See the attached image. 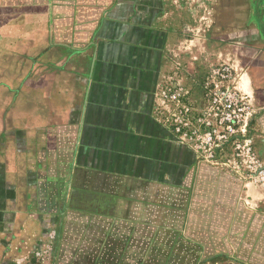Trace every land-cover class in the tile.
<instances>
[{
    "label": "crops",
    "instance_id": "obj_1",
    "mask_svg": "<svg viewBox=\"0 0 264 264\" xmlns=\"http://www.w3.org/2000/svg\"><path fill=\"white\" fill-rule=\"evenodd\" d=\"M100 3L85 0L81 19L78 6L72 5L71 15L59 16H70V21L60 26L75 27L79 20L76 25L85 26V46L99 41L106 13ZM57 32V25H48L43 34L27 36L28 50H4L0 57L2 263L15 264L27 256L43 236L37 218L56 207L61 239L54 264H207L218 250L234 258L228 238L224 244L219 241L223 225H217L218 219L228 220L227 237L229 232L250 235L253 220L259 228L264 223V182H244L198 160L191 150L182 149L175 168L152 162L149 155L171 151L170 134L151 114L125 109L137 106L133 79L101 85L98 96L105 101L112 88L121 95L117 105L124 113L108 115V120L105 113L98 114V122L110 126L93 131L88 123L95 115L86 111L89 87L82 78L86 69L75 65L66 44L77 41V34L73 29ZM237 85L254 98L246 75L238 74ZM113 94H108L110 100ZM257 124L264 138V114ZM260 149L263 154L264 142ZM123 151L132 157L124 159Z\"/></svg>",
    "mask_w": 264,
    "mask_h": 264
},
{
    "label": "rangeland",
    "instance_id": "obj_2",
    "mask_svg": "<svg viewBox=\"0 0 264 264\" xmlns=\"http://www.w3.org/2000/svg\"><path fill=\"white\" fill-rule=\"evenodd\" d=\"M98 2L104 4L106 10L102 20L105 25H100L103 34L99 41L85 46V26H77L79 20L75 27L60 26L69 22L70 16L59 18L62 13L71 15L72 5L78 6L77 17H85V11H79L85 0H0V57L4 50H28L30 42L27 36L43 34L48 25L54 28L57 25L58 35L71 33L73 29L77 41L66 44L72 47L75 65L86 69L82 75L83 83L86 81L90 89L85 91L89 95L86 111L95 115L88 123L91 129L97 132L98 126L102 130L110 126V122H98V114L105 113L108 120V115L124 113V107L121 106L123 110L119 111L117 105L121 95L113 94L112 88L107 90L105 101L103 95L98 96L101 85L116 83L119 86V83H130L133 79L138 83L139 92H132L137 106L125 109L132 114L149 113L160 129L168 130L170 139L167 147L171 151L166 149L163 154L149 156L159 167L164 164L174 168L182 149L193 151L191 141L176 132L181 104L200 105L205 96L204 82L222 63H229L250 81L257 111L254 136L260 149L264 138L258 134L257 117L264 114V0ZM85 50H88L86 55ZM146 69L147 73H144ZM108 94H113L111 100ZM119 154L124 159L132 157L130 152ZM109 155L115 157V154ZM57 208L53 209L54 213L37 218L41 234L47 227L57 228L56 245L61 239L59 220L54 215ZM221 220L218 219L217 224L223 225L217 227L219 241L224 244L228 238L227 242L234 246L232 253L235 257L226 255L229 252L226 250L212 251L217 256L207 264L259 263L264 260V223L258 228L257 221L253 220L250 235L229 232L227 237L223 233H226L224 227L228 220Z\"/></svg>",
    "mask_w": 264,
    "mask_h": 264
},
{
    "label": "built area",
    "instance_id": "obj_3",
    "mask_svg": "<svg viewBox=\"0 0 264 264\" xmlns=\"http://www.w3.org/2000/svg\"><path fill=\"white\" fill-rule=\"evenodd\" d=\"M233 65L222 63L204 82L200 105L181 104L176 132L191 141L200 161L221 167L244 182H264V157L255 140L257 111L237 85ZM180 99H178V103ZM57 229L47 227L25 258L15 264H54ZM0 264L2 263L0 260Z\"/></svg>",
    "mask_w": 264,
    "mask_h": 264
}]
</instances>
